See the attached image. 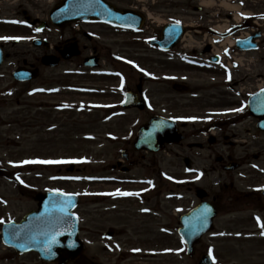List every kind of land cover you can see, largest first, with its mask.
Masks as SVG:
<instances>
[{
	"label": "flooded vegetation",
	"instance_id": "1",
	"mask_svg": "<svg viewBox=\"0 0 264 264\" xmlns=\"http://www.w3.org/2000/svg\"><path fill=\"white\" fill-rule=\"evenodd\" d=\"M18 1L0 0V49L4 56L3 65L0 67V101L10 105V102L16 100V104L25 110L31 107L26 102L39 95V92L31 91V85L45 77L47 71L53 70L43 65L44 58L49 54L60 57L64 49L77 47L82 56L71 60L70 63L79 61V66L82 67L88 47L82 45L79 38L83 37L87 41H93L95 37L91 36L87 29L92 28V32L95 33L96 27L106 24L77 23L71 25L68 28L69 36L57 44L51 41L53 45H49L50 48L47 50L46 43L49 44V42L45 33L50 27L39 31V25L47 20V17L44 18L43 6L41 4L31 5V14L28 4L23 2L10 14L4 4L14 5ZM257 1L186 0L188 9L202 17L199 16V24H196V27L190 24L184 25L185 33L193 34L188 45L190 52L187 54L197 61L188 65L184 64L186 66L183 67V71L187 75L182 81L177 82L171 77L169 79L171 82L169 84L174 89L183 90V95L188 96V99L183 101L182 111H176L173 100L169 101V111L157 104L147 105L142 111L124 109V100L121 108L113 112L121 117L124 115L126 117L127 112L139 113L137 117V121L141 122L139 127L147 124L155 116L170 118L178 125L179 134L183 140L167 147L162 153L136 151L133 145L136 136L130 134L127 142L130 148L126 147L121 151L122 160L119 162H123V166H120L118 170L115 165L112 168L116 173L124 168L125 176L134 173L135 170H140L141 173L147 175L143 181L153 184L156 182L155 177L164 176L161 165L164 158L160 155L167 154L170 157L172 170L177 168L184 170L182 178L184 179L186 203L182 214L187 216L198 207L208 205L216 215L212 231L203 237L199 247L203 246L208 239L213 242L218 240L239 242L253 238L264 241V234L260 227V223L264 222V54L256 56L257 53L264 52V29L258 27L264 25V11L259 12L257 17L245 18L241 23L236 20L238 7L246 10L242 12L245 16L251 12L248 9H264V0ZM162 5L164 4L157 7L162 10ZM166 5H171V1L166 2ZM175 17L192 20L193 15L187 13L178 14ZM36 20L40 21L39 24L32 26ZM10 21H17V23H10ZM174 23L176 21L168 24ZM105 27L112 29L113 26ZM164 27L154 31V38L150 39V42L161 39L160 32ZM221 27H226L224 31L222 30L223 32L219 30ZM244 41L248 42L244 45L240 44ZM240 47H243L242 51ZM178 48L182 49L183 45L179 44L175 49L161 53L169 54ZM20 70H29L38 77L33 81H19L17 75ZM139 75L142 76L139 80L142 88L140 96L144 99V83L157 80L151 79L150 75L148 77H144L143 74ZM191 81L196 82L192 85ZM139 85L136 89L128 87L126 92L136 91ZM259 93H262L261 98L257 100L256 95ZM57 94L60 93L52 92V90L43 92V96ZM254 98L259 105L257 109L250 108V102H253ZM38 107L47 110L48 113L50 111L60 112L65 108L63 104L45 101H42ZM66 108L75 111V106L70 108L66 106ZM241 108L242 112L235 111ZM61 116L62 121L50 125L49 131L65 128L66 117L63 111ZM111 116L117 118L113 114ZM39 127L36 124L33 126L34 129ZM3 167L5 166L0 163V169L3 170L0 178L4 179V176H8L11 179L8 182L5 180L6 184L2 187L10 188L11 193L14 188L16 196L11 195L12 198L5 194L0 196V233L6 224L20 223L25 215L36 209L38 204L35 199L38 192H41V190L32 189L27 181L24 185H18L12 174L7 173ZM169 175L171 177L169 179L163 177V181L165 183L167 180L169 184H173L176 174L174 172ZM122 183L118 180H109L107 185H122L126 188L127 184ZM135 196L116 195L109 198L93 196L90 201L95 212L103 211L100 215L122 207L121 211L130 213L128 220L133 225L131 219L134 217L131 214L137 202H140L136 198H141ZM18 199L19 202H17ZM106 200L112 202V209L104 205ZM144 213L135 215L153 218L151 208L145 210ZM110 230H112L111 237L108 238L106 233ZM88 235L89 242L95 236L105 241L104 252L108 256L115 257L117 264H142L147 260H152L154 257L143 258L144 256H141L138 250H153L160 245L154 242H143L139 229L131 228L129 224H125L118 231L113 228L106 231H100L98 228L90 229ZM94 245L95 242L92 243V246ZM169 247L171 246L163 244V250ZM210 248L207 245L205 251ZM110 252L112 254H109ZM116 252L120 254H113ZM183 257L188 261L197 258L196 248L194 256L191 257L184 247ZM0 264L47 263H44L36 253L21 254L15 249L0 244ZM72 264L103 263L92 256L90 259H83Z\"/></svg>",
	"mask_w": 264,
	"mask_h": 264
},
{
	"label": "rangeland",
	"instance_id": "2",
	"mask_svg": "<svg viewBox=\"0 0 264 264\" xmlns=\"http://www.w3.org/2000/svg\"><path fill=\"white\" fill-rule=\"evenodd\" d=\"M107 1L123 8H146L150 16V23H147L148 28L144 33H137L118 32L106 27H96V33H92L95 37L93 41H87L83 37L79 39L82 45L88 47L85 51L86 57L91 55L99 57L101 62L99 69L88 70L80 67L79 61H75L63 64L58 69L47 71L45 77L31 85V89L42 87V90H52L54 88L60 94L43 96V93H40L26 102L31 107L25 110L16 104V100L10 102V105H6L1 100L0 162L2 161L7 168L24 158L43 157L46 160L54 161H75L78 159L80 170L75 171L73 174L66 173V168L62 167L67 163H62L47 164V168L40 170L29 171L27 169L25 177L32 187H40V190L46 188L59 189L80 196L81 203L77 213L82 217V236L85 237L90 229L98 228L100 231H106L113 228L118 231L125 224H129L131 228L139 229L143 242L159 243L157 249H163V244L171 246L166 248L171 249V251L166 252L167 254L171 253L170 255H164L159 250L152 252L149 251L151 249H144L143 254H141V256H144L143 258H149L146 254L154 253L156 256L154 259L147 260L142 264H197L199 257L197 260L188 261L183 256L176 255L182 249V241L177 233L172 230L178 225L177 215L179 214L177 211L181 212L185 208L186 192L182 179L184 170L179 168L172 170L170 157L167 154L160 155L161 158H164L161 164L162 168L167 171V174L175 172L178 179H176L174 185L170 184L169 186H164V182L159 181L158 186L151 188L154 190L152 194L137 202V206L134 207L131 214L134 217L131 222L135 227L128 220L130 213L127 214L124 210L121 211L122 207L101 215L100 212L103 211L95 212L89 196H106L110 191V193L122 191V188L116 190L118 186L114 184L107 185L111 176H114L117 180L124 177L127 179L133 177L136 181H131L132 183L143 182L142 179L145 176L147 177L140 170H135L127 177L112 172V166L116 165L121 159L120 151L126 149V147L130 148V145L127 144V137L130 138V133L135 131L136 127L132 129V125L137 120L139 113L127 112L126 117L125 115L121 117L113 113L116 109L110 110L109 107L121 108L122 95L124 98L126 91H122V86L124 89L126 87L136 89L142 77L139 74H148L151 79L157 81L150 80V82L144 83L143 90L144 95L148 97L147 99L162 106L167 111H169V101L173 100L176 111H182L183 101L188 99V96L175 92L169 84V79L171 77L180 82L186 77L187 74L183 71V67L186 66L184 64H187L184 63L186 57L191 58L189 59L190 63L197 61L187 54L190 52L188 45L193 34L189 33L187 40L183 43L182 51L178 49L169 54H161L150 47L147 39L155 34L154 31L158 29L157 25L161 27L165 22L169 23L177 20L196 26V24H199L198 18L200 15L194 14L191 9H188L186 0H148L145 7L142 3H146L147 0ZM157 1L160 2L159 5L164 4L162 10L157 7ZM168 1H171V5H166ZM23 2L26 5L28 4L31 12V5L41 4L43 10H45L44 18L48 17L52 6L56 3L54 0H20L14 5L6 3L4 6L12 14L16 7ZM257 3L261 2L257 1ZM248 10L254 13L264 11V9L257 8ZM243 11L246 10L243 9ZM187 13L193 15L192 20H179L175 17V15ZM87 31H92V28L87 29ZM63 34L68 37L69 30L57 32L51 29L46 33V36H50L53 42L57 43ZM263 54L264 52L257 53L256 56H263ZM1 73L4 72L1 71ZM145 80L148 79L145 78ZM195 82L191 81L192 85ZM7 85L6 82L5 86L7 87ZM42 101L60 103L65 108L60 112L48 110L50 111L48 113L47 110L38 107ZM66 106H69V108L75 106V111L66 108ZM81 108H84V110ZM62 111L66 117L64 120L65 128L49 131L50 125L62 121ZM111 114L117 118H112ZM35 124L40 127L34 129ZM4 180L0 179V193L16 196L14 188L11 193L10 188L2 187L6 184ZM127 187L126 189L132 190L131 186ZM17 202H19V199ZM111 204L112 202L106 200L104 205L112 209ZM150 208L153 218L135 215L145 214L144 211ZM168 231H171V233ZM222 241L213 242L208 239L203 246L198 247V255L201 251H205L206 246L209 245L212 248V251L209 252L216 259L217 264H264V241L258 238L239 242ZM94 242L95 245L90 246L85 257L90 259L95 256L103 264H117L115 257L108 256L104 252L102 244L106 245L105 241L95 236L92 240V243Z\"/></svg>",
	"mask_w": 264,
	"mask_h": 264
},
{
	"label": "water",
	"instance_id": "3",
	"mask_svg": "<svg viewBox=\"0 0 264 264\" xmlns=\"http://www.w3.org/2000/svg\"><path fill=\"white\" fill-rule=\"evenodd\" d=\"M95 18L133 27H138L142 20L135 15L123 16L115 13V10L103 2V0H65L63 5L53 12L52 16L53 23L57 26H64L71 21ZM181 33V30L177 26H172L164 32V35L168 39L159 44L166 47L165 45L168 41L166 48L169 49L177 43ZM47 64L57 66L58 62L54 61V59H48ZM139 106L141 105L139 104ZM172 128L166 120L156 122L147 131L144 139L145 141L159 142L160 147L156 149L158 151L162 148L163 144L173 142L171 141L174 138ZM138 147L140 146L138 145ZM39 201L41 202L39 212L28 216L27 220L19 227L22 230L21 236L18 235L19 241L21 244H27L22 250L37 251L43 259L50 260L54 258L63 264L75 260L84 251L82 243L78 240V220L71 214L72 209L78 201L75 197L57 194L42 195L39 197ZM58 208L60 209L59 211H57ZM51 221H55L56 223H50ZM191 224L188 229L181 231V235L186 241L191 240V244H194L201 234L198 235L193 230L196 227L195 220L191 221ZM199 227L203 229L202 220ZM189 229H192V231L190 232ZM13 234L14 231L8 228L4 235L5 241L7 244L20 249V246L11 243L15 242ZM53 237L55 238V243H51ZM59 244H70L73 246L58 248ZM200 264H211V262L208 259H203Z\"/></svg>",
	"mask_w": 264,
	"mask_h": 264
},
{
	"label": "snow or ice",
	"instance_id": "4",
	"mask_svg": "<svg viewBox=\"0 0 264 264\" xmlns=\"http://www.w3.org/2000/svg\"><path fill=\"white\" fill-rule=\"evenodd\" d=\"M10 23H17V21H10ZM177 24H179L180 22L177 21L176 22ZM4 39H10V38H4ZM235 111H238V112H242L243 109H236ZM70 162H74V161H61V160H36V161H26L25 163H29V164H34V163H38V164H62V163H70ZM57 195H65L64 193H57ZM108 195H113V196H116V195H119V196H134V195H137L136 193H129V192H117V193H110ZM61 211H63V209H61ZM258 221H259V218H257ZM50 223H56L55 221H51ZM260 227L262 229V234H264V222L260 223ZM51 243H55V238L53 237ZM49 251H50V248H49Z\"/></svg>",
	"mask_w": 264,
	"mask_h": 264
},
{
	"label": "bare ground",
	"instance_id": "5",
	"mask_svg": "<svg viewBox=\"0 0 264 264\" xmlns=\"http://www.w3.org/2000/svg\"><path fill=\"white\" fill-rule=\"evenodd\" d=\"M204 4H207V2H204ZM235 9H237V8H235ZM226 28V27H225ZM225 28L224 27H221L219 30L221 31V32H223L224 30H225ZM223 30V31H222Z\"/></svg>",
	"mask_w": 264,
	"mask_h": 264
}]
</instances>
